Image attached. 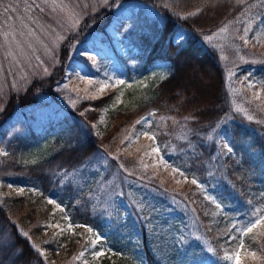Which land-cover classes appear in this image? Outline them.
I'll use <instances>...</instances> for the list:
<instances>
[{
  "label": "rangeland",
  "instance_id": "1",
  "mask_svg": "<svg viewBox=\"0 0 264 264\" xmlns=\"http://www.w3.org/2000/svg\"><path fill=\"white\" fill-rule=\"evenodd\" d=\"M106 1L0 0V107L4 93L47 75L59 42ZM130 13L161 19L157 10L138 1L115 2L104 32H90L84 42L70 47L54 95L41 97L22 116L20 109L14 111L26 132L43 133L39 143L19 156L21 162L41 157L65 112L81 100L111 94L90 126L101 133L106 109L134 106L166 75L165 63L142 68L131 57L138 40L128 43L127 36L139 32L136 20L119 24ZM205 43L220 60L233 109L249 120L264 121V13H245L237 22L223 24ZM150 123L151 114H145L124 133L121 146L132 154L129 165L140 169L146 181L159 179L167 189L182 190L187 180V195L200 198L194 201L198 216L126 177L119 180L112 174L102 181L103 159L96 156L84 167L59 171L57 188L46 195L43 234L54 250L41 251L43 258L50 257L52 264H114L118 256L131 264H259L264 224H253L264 219V187L256 185L257 174L248 162L229 150L226 132L220 128L212 133L214 165L202 173L190 168L182 149L173 151L158 142ZM11 132L10 137L22 130ZM23 186L13 180L4 189L0 183V190L16 195ZM7 239L5 235L1 241Z\"/></svg>",
  "mask_w": 264,
  "mask_h": 264
},
{
  "label": "trees",
  "instance_id": "2",
  "mask_svg": "<svg viewBox=\"0 0 264 264\" xmlns=\"http://www.w3.org/2000/svg\"><path fill=\"white\" fill-rule=\"evenodd\" d=\"M117 1L132 0H107L95 12L83 16L76 31L59 42L56 63L47 75H36L23 88L1 97L0 148L4 149L0 154L1 189L13 180L24 186L16 195L0 190V264H52L50 257L44 259L41 255V251L52 254L54 250L43 234V215L49 206L46 195L57 188L59 171L84 167L96 156L103 159V172L99 174L102 181L112 174L119 180L126 177L170 197L198 216L194 201L200 198L187 195L190 188L187 180L181 184L182 190L167 189L159 179L146 181L140 169L129 165L132 154L122 149L121 141L124 133L145 114H151L150 124L158 142L173 147V151L182 149L190 168L201 169L202 173L214 165L212 133L223 129L233 154L248 162L257 174L256 185L264 187V121L249 120L233 109L220 60L205 43L211 32L223 24H233L245 13H264V0H134L157 10L161 19L145 13L135 17L130 13L119 21L121 25L136 20L139 32L127 36L128 43L138 40L131 57L139 59L142 68L157 61L165 63L166 75L134 106L106 109L107 123L101 133H94L90 126L108 105L111 94L81 100L65 112L51 141L40 151L39 159L33 163L19 160L30 146L41 141L43 133L26 132L20 125V116L14 117V111L20 109L22 116L23 110L37 105L41 97L54 95L72 44L84 42L90 32H104ZM13 129L22 132L10 137ZM5 235L8 239L2 242ZM262 245L259 264H264ZM144 250L147 260L150 259L145 245ZM114 264L131 262L118 256Z\"/></svg>",
  "mask_w": 264,
  "mask_h": 264
},
{
  "label": "snow or ice",
  "instance_id": "3",
  "mask_svg": "<svg viewBox=\"0 0 264 264\" xmlns=\"http://www.w3.org/2000/svg\"><path fill=\"white\" fill-rule=\"evenodd\" d=\"M193 14L194 13H190V15H193ZM81 55L87 56L88 53L84 52V53H81ZM119 83H123V81H119ZM104 87H106V86H104ZM100 90L103 91V87ZM229 150H231V149H229ZM154 151H158V150L154 149ZM193 183H195V181H193ZM49 203H52V201H49ZM259 224H264V219H261V220L257 221L256 224H253V227L258 226ZM248 231L251 232L252 228H249ZM23 235L27 236V233H23ZM101 255H102V253H101ZM253 255H255V254H253ZM237 264H239L238 260H237Z\"/></svg>",
  "mask_w": 264,
  "mask_h": 264
}]
</instances>
